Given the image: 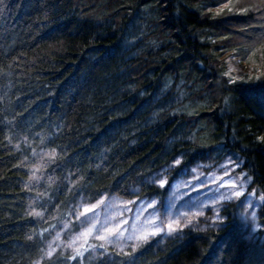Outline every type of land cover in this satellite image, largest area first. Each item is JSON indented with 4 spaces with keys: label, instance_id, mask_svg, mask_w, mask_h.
<instances>
[{
    "label": "trees",
    "instance_id": "trees-1",
    "mask_svg": "<svg viewBox=\"0 0 264 264\" xmlns=\"http://www.w3.org/2000/svg\"><path fill=\"white\" fill-rule=\"evenodd\" d=\"M262 137L264 0H0V264H264L235 203L219 229L46 254L84 203L164 202L174 164L236 157L264 196Z\"/></svg>",
    "mask_w": 264,
    "mask_h": 264
},
{
    "label": "rangeland",
    "instance_id": "rangeland-1",
    "mask_svg": "<svg viewBox=\"0 0 264 264\" xmlns=\"http://www.w3.org/2000/svg\"><path fill=\"white\" fill-rule=\"evenodd\" d=\"M231 70L240 74L244 66L234 60ZM176 165L150 179L158 186L161 178L166 181L163 187L168 186L169 192L164 202L158 198L126 200L105 195L92 203H84L76 211L71 223L55 234L47 245L46 254L70 250L75 253L92 251L97 255L107 252L109 248L128 252L151 239L157 238L159 242H164L186 228L219 229L225 223V207L230 203L236 204L244 239L252 243L264 242V226L260 223L258 213L264 200L260 199L261 192L252 186L251 177L242 170L238 158L228 155L218 166L198 163L180 173L175 172ZM232 183L236 185L235 188L227 187ZM237 191L242 195H233ZM228 196L231 198H226ZM85 208H93L94 211L82 214ZM176 221L179 227L170 231L167 225ZM74 226L75 232L72 231ZM89 229L91 235L85 238L83 234ZM145 233L146 239L137 238ZM98 236H105L106 239H98Z\"/></svg>",
    "mask_w": 264,
    "mask_h": 264
},
{
    "label": "snow or ice",
    "instance_id": "snow-or-ice-1",
    "mask_svg": "<svg viewBox=\"0 0 264 264\" xmlns=\"http://www.w3.org/2000/svg\"><path fill=\"white\" fill-rule=\"evenodd\" d=\"M261 139L264 140V137H262ZM176 163H179V160H177ZM221 179H222V178H221ZM165 183H166V181H165L163 178H161V180H160V186L163 187ZM222 186H224V185H222ZM227 187L235 188L236 185H235L234 183H232V184L227 185ZM233 195H235L236 197H239V196L241 195V192L237 191V192H235ZM226 198H229V199H230L231 196H228V197H226ZM262 198H264V197H262ZM93 211H94L93 208H85V209L83 210V213H82V214L91 213V212H93ZM37 215H39V214H37ZM217 219H219V216H217ZM178 227H179V222H178V221H176V222H174V223H170V224L167 225V228H168L170 231H175ZM109 231H110V233L112 232V230H109ZM116 231H118V229H117ZM152 234H155V233H152ZM83 235H84L85 238L88 237L89 235H91V229H89V231L86 232V233H84ZM146 237H147V233H145L144 235H141V236H139V237H137V238H138V239H146ZM97 238H98V239H101V240L106 239L105 236H98ZM101 246H102V245H101ZM78 254H79V252H78ZM48 255H51V253H48Z\"/></svg>",
    "mask_w": 264,
    "mask_h": 264
},
{
    "label": "clouds",
    "instance_id": "clouds-1",
    "mask_svg": "<svg viewBox=\"0 0 264 264\" xmlns=\"http://www.w3.org/2000/svg\"><path fill=\"white\" fill-rule=\"evenodd\" d=\"M241 195H242V193H241ZM262 197H264V196H261L260 199H261V200H264V198H262ZM253 220H255V216H253ZM258 226H259V225H257V227H258Z\"/></svg>",
    "mask_w": 264,
    "mask_h": 264
}]
</instances>
